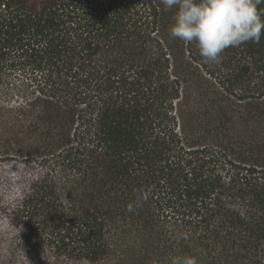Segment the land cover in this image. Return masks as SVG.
Listing matches in <instances>:
<instances>
[{
	"label": "trees",
	"instance_id": "1",
	"mask_svg": "<svg viewBox=\"0 0 264 264\" xmlns=\"http://www.w3.org/2000/svg\"><path fill=\"white\" fill-rule=\"evenodd\" d=\"M175 12L0 0V264H264V34L206 64Z\"/></svg>",
	"mask_w": 264,
	"mask_h": 264
},
{
	"label": "clouds",
	"instance_id": "2",
	"mask_svg": "<svg viewBox=\"0 0 264 264\" xmlns=\"http://www.w3.org/2000/svg\"><path fill=\"white\" fill-rule=\"evenodd\" d=\"M165 9L176 8L169 36L195 43L203 62L220 63L222 52L248 42L259 43L264 34V0H160ZM170 264H197L190 255L172 256Z\"/></svg>",
	"mask_w": 264,
	"mask_h": 264
}]
</instances>
